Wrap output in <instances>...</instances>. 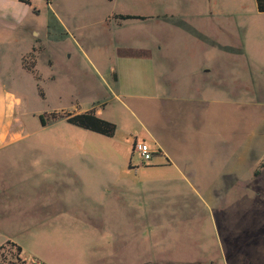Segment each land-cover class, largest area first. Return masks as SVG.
<instances>
[{
  "label": "rangeland",
  "instance_id": "1",
  "mask_svg": "<svg viewBox=\"0 0 264 264\" xmlns=\"http://www.w3.org/2000/svg\"><path fill=\"white\" fill-rule=\"evenodd\" d=\"M31 2L38 12L0 45V83L21 99L24 135L0 148V264H264V12L255 0ZM119 13L147 17H112ZM31 44L37 77L20 66ZM141 56L167 82L211 89L205 109L198 97L147 106L178 167L153 166L161 158L147 140L155 152L141 163L132 146L145 134L124 130L115 102L105 113L117 122L110 137L61 118L41 126V113L111 103V68L133 61L139 74ZM185 120L207 134L203 164L190 173L183 150L197 151L200 139ZM73 138L100 156L70 172L62 144Z\"/></svg>",
  "mask_w": 264,
  "mask_h": 264
},
{
  "label": "crops",
  "instance_id": "2",
  "mask_svg": "<svg viewBox=\"0 0 264 264\" xmlns=\"http://www.w3.org/2000/svg\"><path fill=\"white\" fill-rule=\"evenodd\" d=\"M29 2L30 4L20 0H0V45H3L9 40V36L7 34L18 29L22 20L27 16L31 8L33 9V12H38L37 6H35L31 0H29ZM46 2L47 5H50L52 0H46ZM37 35L38 33L34 34L32 42L36 40ZM33 45L34 44H31V47ZM161 48V45L156 47L157 50H161ZM26 53L27 52L23 53L20 58H22V56ZM139 58L140 59L138 60H142V62H144V70L139 74H137L134 69H131L134 68L136 64V62L133 61H122L119 71H117L115 67L111 68L112 72L110 79L105 78L108 86L107 89L112 95L110 99L111 103H108L109 101L106 100L99 104L102 107L99 108L98 105L97 108L96 105L94 106V104H92L94 102H92L89 107L81 110H74V113L87 111L93 108L96 115L109 120L114 124L116 123L115 125L117 128V122L105 115V113L107 112V108H110L112 104H119L124 111L126 110L127 114L123 123V127L125 128L124 130L129 131V133H133V130H135L136 127L141 129V131L145 134V139L142 140H147L150 144L152 143V147L154 146L153 149L157 148V158L161 159L156 160L153 166L171 165L173 167H178L175 162L174 155L170 154V151L173 152L171 144L164 139L163 131L165 126L162 123L155 121L156 112L152 111L151 108L174 100L189 103L195 100V97H198L197 101L201 103L202 106L204 105L203 108L205 109L207 104L211 103V98L209 96L211 95V89L207 88L205 80H203V83L200 84L193 82L190 84L185 82V79H180L181 77H173L172 82H167L169 80L164 79L158 66L153 61L148 60L150 57L141 56ZM207 71L208 70H203L202 72ZM113 74L115 77H113ZM185 77L187 79L190 77L191 81L204 78L201 72L185 75ZM169 79L171 80V78ZM136 100L142 102L141 114L138 113V109L135 107L134 101ZM20 103L21 99L14 92L5 88L0 83V148L9 143H13L14 141L21 140L24 136L21 134L22 126L18 123L19 118L16 114V107L20 105ZM108 104H110V107H107ZM149 105L152 106L147 110V106ZM129 118L133 121H130ZM182 122H184V120H181L180 124ZM185 123L184 131L192 133L195 130V134L200 139L198 144L199 147H196L198 148L197 151H194L195 149H190V152L189 149H186V151L183 150L185 152L183 158L185 161V167L187 168L188 173H190V171H194L198 165L202 166L203 164L206 157V155H204V140L207 137V134L205 131L206 127L199 126L196 129H190L186 120ZM63 140L64 144L62 145L64 152H62L63 154L61 158L65 161L67 167L69 168L68 171L70 172L77 171L76 169L84 166L86 162L89 164L91 161L100 156L95 152H86L82 147H73L72 144L80 145L79 141H76L74 138ZM81 143L84 142L82 141ZM152 147L150 146V148ZM163 158L164 160L166 159V162H163ZM44 173L46 174L44 177H51L52 180L51 172Z\"/></svg>",
  "mask_w": 264,
  "mask_h": 264
},
{
  "label": "trees",
  "instance_id": "3",
  "mask_svg": "<svg viewBox=\"0 0 264 264\" xmlns=\"http://www.w3.org/2000/svg\"><path fill=\"white\" fill-rule=\"evenodd\" d=\"M22 2H25L27 4H30L29 0H20ZM256 3V8L259 12H264V0H255ZM113 18L116 19H144L147 16L145 15H138V14H114L112 16ZM38 48H36L34 45L31 47L30 51H28L25 55L22 56L21 58V66L23 69L26 71L33 73L37 77L36 74V69H35V63H36V52ZM113 77L115 75L113 74ZM40 97L44 98V93L43 91L40 90ZM39 122L41 126H45L49 120H56L58 118L64 119L67 123L72 124L76 127L89 130L104 136H112L115 132L116 125L109 121L106 120L98 115H96L95 110L93 108L83 111V112H78V113H69V112H49V113H41L38 115ZM261 167L264 166V163L262 162L260 164ZM254 174H258V170L254 172ZM12 248L10 250H15L17 254L20 253L21 248L18 245L10 244ZM2 245H0V248ZM12 263L11 261L4 263V264H9Z\"/></svg>",
  "mask_w": 264,
  "mask_h": 264
},
{
  "label": "built area",
  "instance_id": "4",
  "mask_svg": "<svg viewBox=\"0 0 264 264\" xmlns=\"http://www.w3.org/2000/svg\"><path fill=\"white\" fill-rule=\"evenodd\" d=\"M132 148L134 152L138 153L141 163L149 161L155 152L150 149V146L143 140H135ZM31 264H43V262L37 258H32Z\"/></svg>",
  "mask_w": 264,
  "mask_h": 264
}]
</instances>
